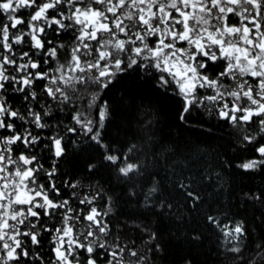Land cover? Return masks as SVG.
<instances>
[{
  "label": "snow or ice",
  "instance_id": "snow-or-ice-1",
  "mask_svg": "<svg viewBox=\"0 0 264 264\" xmlns=\"http://www.w3.org/2000/svg\"><path fill=\"white\" fill-rule=\"evenodd\" d=\"M213 64L220 70L210 76ZM126 75L175 100L185 125L197 114L225 122L254 155L150 170L132 159L141 145L114 149L103 134L116 108L104 97ZM65 108L71 125L59 116ZM72 144H94L99 163L85 171L110 168L148 211L183 221L178 213L187 208L219 231L237 264L264 261V239L249 245L243 220L222 223L212 212L230 170L264 173V0H0V264H151L148 254L161 250L156 232L140 252L120 244L106 219L110 206H96L100 191L80 197L83 208L64 198L57 172L72 159ZM243 197L244 206L264 209V189ZM201 240L197 229L185 237L193 248Z\"/></svg>",
  "mask_w": 264,
  "mask_h": 264
},
{
  "label": "trees",
  "instance_id": "trees-1",
  "mask_svg": "<svg viewBox=\"0 0 264 264\" xmlns=\"http://www.w3.org/2000/svg\"><path fill=\"white\" fill-rule=\"evenodd\" d=\"M62 42L70 44L71 39L65 37ZM212 69L210 76L220 70L215 64ZM104 98L116 108L113 121L104 129V141L120 151H124L132 143L141 145L142 150L133 154L132 159L141 158L150 170H158L162 164L173 162L177 168L183 162H189L190 168L194 165L199 170L206 162L214 165L216 158L223 157L225 153L235 156L238 161L254 155L236 143L235 129L213 116L197 114L192 117L197 123L185 125L179 119L180 105L173 99L153 94L141 79L126 75ZM68 115V108L59 113L71 125L73 122L67 119ZM145 116L151 120L147 127L142 123ZM57 123L59 121L53 122L54 125ZM172 149L176 151L175 157L170 154ZM68 152L72 159L69 163L60 165L56 180L62 187L64 198H70L72 207L83 208L86 206L79 205L78 199L86 192L100 191L102 198L97 200L96 206L101 211L106 210V202L110 206L111 211L106 219L111 222L114 234L119 236L120 244H127L130 248L144 252L147 247L144 241L148 239L150 232H156L157 239L154 243H159L161 250L148 254L151 264H185L187 259H191L193 264H237L232 254L223 248L219 231L207 225L202 215L194 220L190 210L184 208L178 213L184 216L183 221L169 215L158 216L134 199L130 200L128 193L124 191L125 185L110 168H101L98 174L85 171L89 161L99 163L94 144L91 147L88 144H72ZM41 155L44 157L41 163L45 168L49 167L51 161L43 153ZM153 164H156V169H153ZM64 182H78L80 187L64 188ZM223 184L225 192L220 203L215 204L212 209L213 214L218 215L222 223L231 224L235 220H243L249 229V245L254 239H264V224L261 219H254L264 218V209L251 203L247 206L241 204L243 192L264 189V173H245L240 169H233L224 176ZM73 192H77L78 196L71 197ZM142 228L149 231L145 232ZM192 229H197L202 234V240L197 242L199 246L195 248L185 241ZM45 235L44 251L47 253L51 245L47 234ZM257 264H264V261L258 260Z\"/></svg>",
  "mask_w": 264,
  "mask_h": 264
}]
</instances>
